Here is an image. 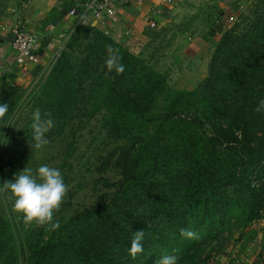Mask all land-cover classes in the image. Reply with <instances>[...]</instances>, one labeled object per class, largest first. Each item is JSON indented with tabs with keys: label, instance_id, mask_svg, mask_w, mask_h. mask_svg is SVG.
<instances>
[{
	"label": "trees",
	"instance_id": "trees-1",
	"mask_svg": "<svg viewBox=\"0 0 264 264\" xmlns=\"http://www.w3.org/2000/svg\"><path fill=\"white\" fill-rule=\"evenodd\" d=\"M254 9L242 19L247 23L221 36L192 92L171 89L98 29L74 28L33 107L55 120L56 135L76 119L96 121L116 146L101 155L97 171L115 168L119 178L100 177L108 197L57 219L56 230H32L4 192L0 264H160L164 256L195 264L203 243L264 220V112L256 111L264 100V0ZM109 45L125 66L121 73L105 66ZM5 90L19 89L0 86V102L9 105L0 132L10 141L19 99ZM15 159L0 155V178L26 161L21 155L13 167ZM181 229L196 238L181 236ZM137 231L143 250L133 257Z\"/></svg>",
	"mask_w": 264,
	"mask_h": 264
},
{
	"label": "rangeland",
	"instance_id": "rangeland-1",
	"mask_svg": "<svg viewBox=\"0 0 264 264\" xmlns=\"http://www.w3.org/2000/svg\"><path fill=\"white\" fill-rule=\"evenodd\" d=\"M34 1L0 0V29L8 30L12 25L23 22ZM50 1L59 7L65 8L86 2V0ZM259 2L260 0H218V4L217 2H211L204 7L202 12V19L205 21L203 30L199 33L181 31V38L187 39L189 37L191 38L190 42L194 44L191 48L189 46L185 49V51H188L186 53L188 58L184 62L183 58L186 56L180 54L181 63L183 62L182 66H168L167 64L171 52L179 50L168 42L171 38L170 41H173V37L179 34L171 31L159 32L157 41L150 46L143 45L141 47L138 45L137 54L134 53V56L138 57L148 69L164 76L171 89L192 92L204 78H193L194 75L190 77L186 72L196 68L197 63L203 59L208 60L209 65L212 53H214L224 32L237 24L247 23V20L242 21V19L251 17L252 11L255 10L254 6H258ZM230 16H232V20L228 19ZM211 23L218 25V31L211 29ZM73 32L74 29L63 38L55 56L70 41ZM52 63L53 61L46 67H34L30 72L29 79L20 84L12 79H3L0 82L1 87L11 86L19 89L16 92L4 91L5 94H14L19 102L16 104L17 108L13 113L11 124L7 127V134L11 137V140L2 146L0 155L4 160L10 158V155H14L16 159L12 164L13 167L19 165V157L24 155L26 161L18 171H21L25 166L35 171L42 164L60 169L67 186V192L59 209L54 212L53 219L61 218L59 221H65L74 211L89 207L102 201L103 197H108L109 193L101 188V182L96 183L100 177L114 181L119 178V174L115 168H107L102 173L97 171L101 155L104 156L109 149L116 148V146L103 136V132L98 128L96 121L76 119L60 131V135H56V122L53 120L54 126L45 134L48 143L40 149L32 147V133L30 131L29 134L26 131L31 130V114L35 110L33 106L36 102L33 95L43 85ZM197 69L200 70L201 66L199 65ZM0 133H3L5 138L6 132L1 131ZM50 133L52 137L48 136ZM12 151H14V154L11 153ZM14 173L11 174L10 172L7 173L6 177H1L0 183L6 179H12ZM2 196L7 198L4 192H0L1 208L5 204L1 198ZM100 197H102V200L95 201ZM3 211L0 210V214ZM30 225H35L32 230L39 226L35 223H30ZM197 253L195 264H264V220L252 223L246 228H237L230 235L224 233L211 242L207 241L200 246Z\"/></svg>",
	"mask_w": 264,
	"mask_h": 264
},
{
	"label": "crops",
	"instance_id": "crops-1",
	"mask_svg": "<svg viewBox=\"0 0 264 264\" xmlns=\"http://www.w3.org/2000/svg\"><path fill=\"white\" fill-rule=\"evenodd\" d=\"M109 1L113 5L115 14L105 17L103 21H95L88 14L69 16L67 11L71 7H59L50 0H35L23 22L18 24L37 34L39 47L36 53L39 61L37 64H28L25 69L26 75L22 76L20 68L12 59L11 35L8 30L0 29V82L3 79H12L20 84L29 79L30 72L34 67L49 65L63 38L78 25L95 27L133 54H137L138 45L147 47L156 42L159 37L158 33L161 31L179 33L173 37V41H170L172 38L168 41L171 46L179 50L171 52L167 64L168 66H182L184 60L188 58L186 56L188 51L185 49L189 46L191 48L194 44L190 42L191 38L189 37L181 38V31L201 32L205 23L202 19L204 7L211 2L218 4V0H170V2L143 0L140 4L119 0ZM150 23H153L154 27H150ZM217 28L218 25L211 23L213 31H218L219 28ZM180 54L186 56L182 63ZM199 65L201 66L200 70L197 69ZM207 65L208 60L203 59L197 63L196 68L186 73L190 77L194 75L193 78L203 79L207 74ZM179 73L181 74V71Z\"/></svg>",
	"mask_w": 264,
	"mask_h": 264
},
{
	"label": "clouds",
	"instance_id": "clouds-1",
	"mask_svg": "<svg viewBox=\"0 0 264 264\" xmlns=\"http://www.w3.org/2000/svg\"><path fill=\"white\" fill-rule=\"evenodd\" d=\"M105 66L109 71L121 73L124 71V64L121 62L118 50L110 45L106 48ZM9 110L7 102H0V118H4ZM257 112H264V100L259 102ZM42 114L39 108L31 114L32 147L40 149L48 143L46 133L54 126V121L49 114ZM8 140L0 133V146L6 145ZM0 192H7L13 201L14 211L20 214L23 221L35 223L40 226H47L49 230H56L60 224L54 220V212L59 209L67 192L60 169L42 164L33 171L30 167H24L21 171L14 173L12 179H6L0 183ZM181 236L185 238H196L197 233L189 229H181ZM143 231L132 234L130 240V254L135 257L143 250ZM161 264H177L175 256L162 257Z\"/></svg>",
	"mask_w": 264,
	"mask_h": 264
},
{
	"label": "built area",
	"instance_id": "built-area-1",
	"mask_svg": "<svg viewBox=\"0 0 264 264\" xmlns=\"http://www.w3.org/2000/svg\"><path fill=\"white\" fill-rule=\"evenodd\" d=\"M121 2L142 3L143 0H119ZM170 2V0H163ZM113 5L109 0H87L83 3L76 4L69 9V16L90 15L95 21H103L105 17L115 14ZM232 20V16L228 17ZM150 27H154L150 23ZM11 35V50L13 52L14 63L20 68L21 75H26L28 64H37L39 59L37 49L39 47V38L33 31L26 29L20 24L12 25L8 29Z\"/></svg>",
	"mask_w": 264,
	"mask_h": 264
}]
</instances>
